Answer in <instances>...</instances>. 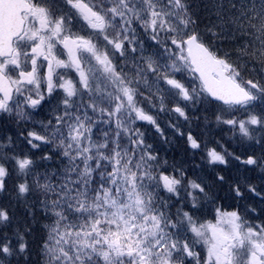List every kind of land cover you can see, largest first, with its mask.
Listing matches in <instances>:
<instances>
[{"label": "snow or ice", "instance_id": "snow-or-ice-1", "mask_svg": "<svg viewBox=\"0 0 264 264\" xmlns=\"http://www.w3.org/2000/svg\"><path fill=\"white\" fill-rule=\"evenodd\" d=\"M0 264H264V0H0Z\"/></svg>", "mask_w": 264, "mask_h": 264}]
</instances>
